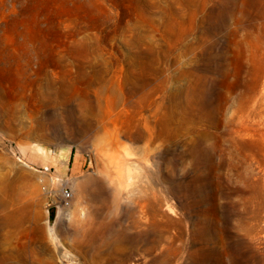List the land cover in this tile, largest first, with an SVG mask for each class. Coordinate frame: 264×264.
I'll list each match as a JSON object with an SVG mask.
<instances>
[{"label":"rangeland","instance_id":"1","mask_svg":"<svg viewBox=\"0 0 264 264\" xmlns=\"http://www.w3.org/2000/svg\"><path fill=\"white\" fill-rule=\"evenodd\" d=\"M0 264H264V0H0Z\"/></svg>","mask_w":264,"mask_h":264},{"label":"bare ground","instance_id":"2","mask_svg":"<svg viewBox=\"0 0 264 264\" xmlns=\"http://www.w3.org/2000/svg\"><path fill=\"white\" fill-rule=\"evenodd\" d=\"M240 161V160H239ZM235 163H236V161H235ZM129 168V167H128ZM128 170V169H127ZM112 173V172H111ZM119 175H121L122 174V171H120L119 170ZM108 176V175H107ZM127 179H131L133 176H131V174H129V173H127ZM132 180V179H131ZM149 180V179H148ZM128 183H129V181H128ZM131 185V184H130ZM117 186V185H116ZM127 187H128V185H127ZM126 187V188H127ZM133 187H135V186H133ZM137 188V187H136ZM139 188V187H138ZM128 189V188H127ZM132 191V190H131ZM136 191V190H135ZM134 192V191H133ZM128 193H130V192H128ZM256 196H258L259 198H261L262 199V197H263V194H262V192H261V189H259V191H258V193L256 194ZM14 200V199H13ZM124 200H125V198H124ZM147 201V200H146ZM17 205V204H16ZM141 206H143V204L141 205ZM142 209V208H141ZM144 210V209H143ZM258 218H242V220H241V222H239V224H238V228H239V230H241L242 232H244L245 234H247V235H251L252 233H255L256 232V229H257V227H256V223H255V221L257 220ZM202 226V229L203 230H205V226L203 227V225H201ZM194 228V224L193 223H191L190 224V228H189V230H190V232L192 231V229ZM194 231V230H193ZM192 231V232H193Z\"/></svg>","mask_w":264,"mask_h":264},{"label":"built area","instance_id":"3","mask_svg":"<svg viewBox=\"0 0 264 264\" xmlns=\"http://www.w3.org/2000/svg\"><path fill=\"white\" fill-rule=\"evenodd\" d=\"M64 197L68 200L71 197V193L69 191H64Z\"/></svg>","mask_w":264,"mask_h":264}]
</instances>
